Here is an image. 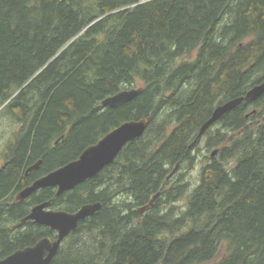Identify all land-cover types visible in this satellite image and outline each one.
<instances>
[{"label": "trees", "instance_id": "1", "mask_svg": "<svg viewBox=\"0 0 264 264\" xmlns=\"http://www.w3.org/2000/svg\"><path fill=\"white\" fill-rule=\"evenodd\" d=\"M143 1L0 0V117L22 126L0 167V261L57 239L31 221L14 229L52 202L68 213L103 207L51 264H264V95L199 139L218 106L264 83V0ZM138 81L135 100L102 106ZM142 119L144 137L96 178L62 196L44 189L16 201ZM202 143L218 154L181 208Z\"/></svg>", "mask_w": 264, "mask_h": 264}, {"label": "water", "instance_id": "2", "mask_svg": "<svg viewBox=\"0 0 264 264\" xmlns=\"http://www.w3.org/2000/svg\"><path fill=\"white\" fill-rule=\"evenodd\" d=\"M149 1L150 0L143 1L141 4ZM24 88L25 87H23L17 94H19ZM143 91V88L125 90L116 96L106 99L102 103V106L104 108H117L135 100ZM263 95L264 83L253 87L245 97L237 98L218 106L211 119L201 128L199 139L202 138L206 131L216 124L225 114L233 111L245 102H255ZM149 124L150 122L148 119L122 124L120 127L106 135L97 144L87 148L78 160L51 172L19 192L15 196L16 201L24 202L35 193L44 189H55L57 190V196H62L67 192L75 190L83 183L96 178L107 167L115 163L128 144L144 137ZM217 154L218 151H215L212 154V157H215ZM40 165L41 162L30 168L28 172L39 169ZM157 196L152 199L148 206L139 210L142 215L151 208ZM102 207L103 205L101 203L90 204L83 206L75 213H68L65 211L54 210L52 208V202H45L35 206L31 210L29 216L23 219L18 225L14 226V229L16 230L23 227L27 222L31 221L37 225L55 231L57 233V239L53 240L52 238H44L36 245L19 250L11 256L1 260L0 264H51L61 249L63 242L72 233L78 230L81 222L94 216L102 209Z\"/></svg>", "mask_w": 264, "mask_h": 264}, {"label": "rangeland", "instance_id": "3", "mask_svg": "<svg viewBox=\"0 0 264 264\" xmlns=\"http://www.w3.org/2000/svg\"><path fill=\"white\" fill-rule=\"evenodd\" d=\"M197 54L192 55V59L196 58ZM144 84L138 81L136 87H143ZM22 126L16 125L12 119L0 117V167L5 164V161L9 154V146L15 144L17 138L20 135ZM198 156V164L193 171L188 174L187 180L190 183V189L187 196L178 203V206L184 208L187 204L188 196L196 188L201 179L202 168L209 162V159L212 157V153L208 152L205 148V144L202 143ZM55 210V209H54ZM56 211H60L56 209Z\"/></svg>", "mask_w": 264, "mask_h": 264}, {"label": "bare ground", "instance_id": "4", "mask_svg": "<svg viewBox=\"0 0 264 264\" xmlns=\"http://www.w3.org/2000/svg\"><path fill=\"white\" fill-rule=\"evenodd\" d=\"M229 101H230V100H229ZM226 103H227V102H226ZM120 126H121V125H120ZM120 126H119V127H120ZM117 128H118V127H117ZM117 128H116V129H117ZM110 133H111V132H110ZM105 136H106V135H105ZM88 148H89V147H88ZM151 201H152V200H151ZM148 205H149V204H148ZM34 207H35V206H34ZM151 207H152V206H151ZM147 211H148V210H147ZM138 212H139V211H138Z\"/></svg>", "mask_w": 264, "mask_h": 264}]
</instances>
